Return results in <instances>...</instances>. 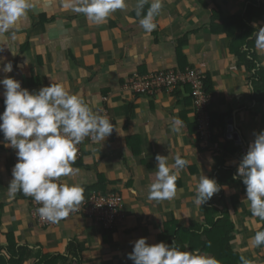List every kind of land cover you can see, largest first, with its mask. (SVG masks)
<instances>
[{
	"label": "crops",
	"instance_id": "1",
	"mask_svg": "<svg viewBox=\"0 0 264 264\" xmlns=\"http://www.w3.org/2000/svg\"><path fill=\"white\" fill-rule=\"evenodd\" d=\"M252 1L162 0V11L154 20L157 27L148 33L139 24L141 17H135L138 0H126V8L100 25L65 10L61 0H33L18 29L0 38V58L13 63V72H0V79L15 78L30 92L63 83L123 130L122 136L114 130L102 143H83L81 158L72 164L78 172L57 182L79 185L85 196L100 185L101 178L104 193L122 197L126 217L113 231H103L82 215L38 228L29 216L26 198L8 189L13 179L10 147L0 136V264H7L1 249L7 233L14 235L17 248L25 246L31 252L24 264H37L45 256H60L61 264H69L76 260L73 251L82 264H134L128 254L135 241L147 238L150 245H172L177 232L186 239L182 251L199 250L211 256L192 235H200L210 218L221 219L234 196L240 201L236 214L230 216L235 226L232 250L253 264H264V248L252 239L261 223L249 216L242 178L233 179L254 133L264 130V79L260 80L264 50L256 48L254 40L264 28V16L256 12L264 0ZM150 4L151 0L144 4L145 13ZM243 23L252 32L241 43ZM222 27L235 37L231 48ZM179 55L186 67L205 73L210 88L206 108L212 126L210 144L202 143L194 132L186 89L151 96L129 91L132 75L179 69ZM3 91L0 85V107L5 109ZM175 120L181 124L174 126ZM157 155L167 157L169 166L177 155L190 162L180 170L174 199L148 198L149 186L157 179ZM202 176L216 180L221 191L198 206L194 200Z\"/></svg>",
	"mask_w": 264,
	"mask_h": 264
},
{
	"label": "clouds",
	"instance_id": "2",
	"mask_svg": "<svg viewBox=\"0 0 264 264\" xmlns=\"http://www.w3.org/2000/svg\"><path fill=\"white\" fill-rule=\"evenodd\" d=\"M61 2L65 10L83 14L97 25L105 23L117 10L127 7L126 0ZM145 3L148 0H138L136 15L142 16L140 26L151 33L157 27L154 20L163 5L162 0H151L150 7L144 13ZM32 4L33 0H0V38L10 30L18 29L19 22L27 15ZM254 40L256 48L264 50V28L256 32ZM0 72L12 73L13 63L0 58ZM0 85L4 89L5 105L0 114V133L3 134L5 146L16 150L17 157L8 189L13 194L22 191L41 204L37 212L42 219L59 222L77 211L86 196L84 188L79 185L57 182L61 177L78 172L72 167L77 146L86 137L93 143H102L114 130L121 136L123 130H118L107 116L100 115L81 96L71 94L63 83L52 82L50 86L30 92L22 87L20 81L5 76L0 79ZM179 124L180 120L174 121V126ZM254 135L255 139L243 155L233 179L242 178L251 214L264 220V130ZM155 159L157 179L149 186L148 198L157 201L174 199L180 170L188 167L190 162L179 155L171 166L168 165L167 157L157 155ZM220 191L221 186L216 180L202 176L194 202L202 206ZM252 239L255 246H264V231H257ZM128 259L134 264H219L215 257L201 254L199 250L181 251L176 242L172 245L164 242L150 245L147 238L134 242ZM240 260L241 264H253L243 256Z\"/></svg>",
	"mask_w": 264,
	"mask_h": 264
},
{
	"label": "built area",
	"instance_id": "3",
	"mask_svg": "<svg viewBox=\"0 0 264 264\" xmlns=\"http://www.w3.org/2000/svg\"><path fill=\"white\" fill-rule=\"evenodd\" d=\"M205 78V73L202 70L188 67L184 68V70L164 71L146 76L132 75L128 81V88L133 94L151 96L161 91L172 93L179 86H189L197 122L196 134L203 141L202 143L209 144L211 122L206 108L209 104L210 96L204 91ZM3 111L4 109L0 107V114ZM101 115L106 116V112L102 111ZM0 136L3 138L2 133H0ZM89 141H91L90 138L86 137L77 146L76 160L81 158L80 149L82 144ZM248 148L249 146H247L244 154L247 153ZM9 153V161L13 169L17 163L16 150L10 147ZM27 197L31 200L32 217L38 220L39 226L53 225L54 223L42 219L37 212V209L42 205L38 204L31 196ZM79 215L97 224L103 231H113L122 225L126 217L123 211V199L119 194L113 192L101 193L95 190L84 197L77 211L70 213L62 221Z\"/></svg>",
	"mask_w": 264,
	"mask_h": 264
},
{
	"label": "trees",
	"instance_id": "4",
	"mask_svg": "<svg viewBox=\"0 0 264 264\" xmlns=\"http://www.w3.org/2000/svg\"><path fill=\"white\" fill-rule=\"evenodd\" d=\"M251 1V0H249ZM256 0L252 1V3H255ZM250 10L251 9H256L253 6H249ZM258 9H260L259 12L264 16V5L262 7H258ZM144 11V10H143ZM145 13V11H144ZM135 17L136 18H140L136 15L135 13ZM142 18V16H141ZM226 27H231L233 26L232 24H225ZM238 28H240L238 25H236ZM226 27H222L225 28L223 29L227 35V37L230 38V45L229 48H231L233 46L235 37H232L230 34V31H228V29H226ZM243 27L245 29H243ZM242 30H244L241 33V37H240V41L241 43H243L247 37L250 36L252 29L248 27V25H246L245 23L242 24L241 27ZM239 48H237V52L239 51ZM178 54H180V51L178 52ZM181 56V57H180ZM179 64H180V68L179 70H184V68L186 67V63H185V59L184 56L179 55ZM252 64V63H250ZM250 66V65H249ZM192 68V67H190ZM262 75V74H261ZM264 78H260L261 82ZM206 78H205V93L209 94L210 92V88L207 86V82H206ZM264 82V81H263ZM183 89L184 91H188L189 94V99L190 102L191 98H190V88L189 86L185 85V86H179L178 88H176L173 92H175L177 89ZM186 89V90H185ZM264 92V89H262ZM161 92H166V91H161ZM160 93V92H157ZM156 93V94H157ZM193 110V108H192ZM194 114V111H193ZM195 120V125L197 124L196 122V118L194 117ZM197 128L195 126V130L194 132L196 133ZM100 185H98L97 187L93 188V190L95 191H99L101 193H104V188H105V183L101 182V178L99 180ZM98 183V184H99ZM243 188H245V185L242 182V179H240L239 182ZM92 190V191H93ZM91 192V191H90ZM20 196L23 198H26L27 202H28V206H29V216L30 218L33 220L34 225L37 226L38 228H42L45 229L51 225H44V226H39L38 220L36 218L32 217L31 214V200L25 195L23 194L22 191H20ZM239 198L234 196L231 202V207L229 209L226 210V212L223 214L221 219H218L217 221H215L213 218L209 219V223L207 224V227L204 228L203 232L200 235H196L195 233L192 235L193 237L197 236L198 237V241L202 244L203 246V250L207 253H209L211 256L215 257L218 261L219 264H239L241 262L240 257L237 253H235L232 250L231 247V242L233 240V233L235 231V226L234 224L230 221V216L231 215H235L237 212V205L239 203ZM249 216H253L252 214H249ZM254 217V216H253ZM257 220L260 221L261 226L259 228L258 231H264V220H261L257 217H255ZM62 221V220H61ZM60 222V221H59ZM56 222V223H59ZM54 223V224H56ZM198 231V230H197ZM5 240H6V246L1 247V249L4 251L5 257L7 259V264H24L26 261L29 260V258L31 257V252L27 249V247H21V248H17L15 245V241H14V235L11 233H7L5 235ZM185 237L183 238L182 235H180V233L176 234L175 240H176V246L182 251L183 249V243L186 242ZM75 248V247H73ZM259 248H264V246H260ZM72 249V247L70 248V250ZM73 257H75L76 260L72 261L69 264H82V262L80 260H78L79 258H77V254L75 253V251H73L72 254ZM64 261V259L60 258V256H45L43 257L37 264H61V262Z\"/></svg>",
	"mask_w": 264,
	"mask_h": 264
},
{
	"label": "water",
	"instance_id": "5",
	"mask_svg": "<svg viewBox=\"0 0 264 264\" xmlns=\"http://www.w3.org/2000/svg\"><path fill=\"white\" fill-rule=\"evenodd\" d=\"M228 131L231 133V132H234L233 128L232 127H229ZM235 140L237 139L236 135L233 134L231 135Z\"/></svg>",
	"mask_w": 264,
	"mask_h": 264
},
{
	"label": "rangeland",
	"instance_id": "6",
	"mask_svg": "<svg viewBox=\"0 0 264 264\" xmlns=\"http://www.w3.org/2000/svg\"><path fill=\"white\" fill-rule=\"evenodd\" d=\"M196 135H197V134H196ZM212 148H213V150L218 151L216 147H213V146H212ZM233 193H234L235 195H237L238 191H236V192L233 191ZM40 227H41V226H40Z\"/></svg>",
	"mask_w": 264,
	"mask_h": 264
}]
</instances>
